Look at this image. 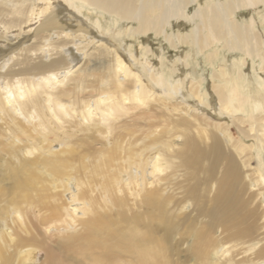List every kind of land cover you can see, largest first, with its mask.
<instances>
[{"label":"bare ground","instance_id":"1","mask_svg":"<svg viewBox=\"0 0 264 264\" xmlns=\"http://www.w3.org/2000/svg\"><path fill=\"white\" fill-rule=\"evenodd\" d=\"M0 264H264V0H0Z\"/></svg>","mask_w":264,"mask_h":264},{"label":"rangeland","instance_id":"2","mask_svg":"<svg viewBox=\"0 0 264 264\" xmlns=\"http://www.w3.org/2000/svg\"><path fill=\"white\" fill-rule=\"evenodd\" d=\"M189 10L191 11L192 8H190ZM183 23L185 24L186 21H185V20H181V21L178 22V24H183ZM178 24H177V25H178ZM177 25L174 24V25H173V29H175ZM184 27L187 29V28L190 27V25L186 23V24L184 25ZM158 42H159V40H156V42H154V45H153V46H154V49H159V50H160L161 48H160V44H159ZM171 53L174 54L173 52H171ZM235 133H236V135H238V133H237L236 131H235Z\"/></svg>","mask_w":264,"mask_h":264}]
</instances>
